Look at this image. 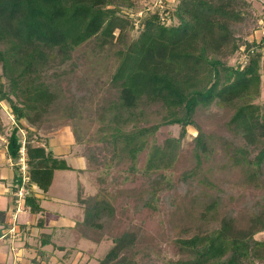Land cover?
Listing matches in <instances>:
<instances>
[{"label":"trees","instance_id":"1","mask_svg":"<svg viewBox=\"0 0 264 264\" xmlns=\"http://www.w3.org/2000/svg\"><path fill=\"white\" fill-rule=\"evenodd\" d=\"M136 4L0 0V78L6 79H0V100L10 106L17 122L6 136L8 155L15 163L25 143L27 183L44 192L57 170H73L22 120L40 125L59 98L46 76L71 60L77 47L94 38L101 50L120 44L111 77L118 94L105 107L111 116L103 141L135 167L150 136L163 125L180 126L178 137L152 145L141 170L149 182L133 197L135 209L158 211L161 200L166 202L176 218L170 230L177 250L172 264H264V236L258 237L264 233V105L256 102L264 83V35L250 39L264 19V9L259 12L251 0H164L136 17L124 11ZM136 26L139 33L128 42ZM237 53L242 61L230 64ZM213 103L233 112L220 140L197 121L200 108ZM190 125L198 131L196 163L176 179L171 169ZM215 150L225 154V168L241 173L238 179H217V168L204 167ZM94 157L90 153L89 158ZM78 202L84 209L78 230L92 239L90 230L105 228V219L115 215L113 194L105 190L83 198L79 192ZM25 206L32 214L43 211L35 190L26 196ZM129 206L128 199L122 208ZM43 221L40 218L39 224ZM0 224L9 227L5 210H0ZM43 237L42 245L51 242L50 234ZM137 238L132 231L115 236L96 264H148L151 250L141 249Z\"/></svg>","mask_w":264,"mask_h":264},{"label":"rangeland","instance_id":"2","mask_svg":"<svg viewBox=\"0 0 264 264\" xmlns=\"http://www.w3.org/2000/svg\"><path fill=\"white\" fill-rule=\"evenodd\" d=\"M155 1L137 0L135 8H124V11H128L132 17H136L145 8L155 5ZM262 31H264V26L260 22V27L253 36H250V39H261ZM138 33L139 29L136 26L129 32L128 42ZM120 47V44H116L101 50L97 38L77 47L71 60L54 68L55 71L50 70L46 76L59 98L40 125L34 127L26 120H22L23 124L29 126L30 129L36 128L42 141H45V136L58 133L72 139L73 150L69 153L68 158H72L71 161H74L76 167L75 172L71 174V180L74 185H78V193L80 192L83 198H89L99 192L103 194L105 190L113 194L115 215L112 219H105V228L90 230L92 239L84 237L77 229L78 234L75 235L73 242L63 241L62 238L66 237L65 235L59 241L57 240L59 244L65 245L66 249L57 258L59 261L65 259L68 264L98 263L113 246V238L126 231H132L137 235L136 243L141 249L151 250L153 258L147 261L148 264H172L171 262L176 257L177 250L170 237V230L176 224V218L166 202L161 200V208L158 211L146 208L136 210L133 197L149 182L148 177L141 170L146 164L152 145L155 142L161 143L169 136L178 137L180 126L177 124L163 125L153 136H150L148 147L140 154L136 168L131 166L130 161L122 159L121 151L109 146L106 141H103L105 137H101L111 116L105 107L117 99L118 92L111 83V77L118 64L115 52ZM242 59V54L237 53L230 58L229 63L235 65ZM0 79L6 81L4 77ZM256 102L264 105V83L261 96ZM232 113L231 109L213 103L200 108L197 121L206 133L213 136L214 139L220 140L221 136L227 133V123ZM0 116L3 124L2 134L6 137L11 134L17 122L12 109L3 100H0ZM155 121L156 118L149 125ZM20 133L24 137L27 131L23 128ZM197 133L194 126L188 127V133L182 142V149L176 164L171 169L176 179L184 170L193 167L196 163L193 149ZM90 153H93L98 159L89 158ZM225 162V154L223 152L216 153L215 150L212 159L208 164L205 163L204 167L210 165L214 171L217 168L213 175L217 179L224 177L238 179L241 173L238 170L228 169L229 166L225 168ZM61 174L58 173L54 179L55 183L50 190L52 194L63 193L58 189L59 185L63 180L70 179V175ZM64 183H67L65 191H71V186L68 185L69 181L66 180ZM65 193L70 194L71 192ZM72 197L74 198V194ZM70 198L67 196V199ZM127 198L130 206L124 209L122 205L125 200H128ZM58 204L59 202L56 203V205ZM77 204H80L78 200ZM80 206L83 208L82 204ZM81 207L80 209H82ZM82 211L84 210L82 209ZM79 213L78 209L76 215L78 216ZM15 217L14 220H16ZM11 231L14 234L17 233L15 228ZM263 236L264 233L258 235V237ZM143 254L138 257L139 261ZM52 261L56 264L58 262L55 259Z\"/></svg>","mask_w":264,"mask_h":264},{"label":"crops","instance_id":"3","mask_svg":"<svg viewBox=\"0 0 264 264\" xmlns=\"http://www.w3.org/2000/svg\"><path fill=\"white\" fill-rule=\"evenodd\" d=\"M175 1V0H172ZM253 5L259 12L262 7L258 2ZM49 148L57 155L66 158L68 163L74 168L73 170H57L54 179L58 173L61 175H70L69 181L71 191H65L67 183H60L58 188L63 193L52 194V186L47 192H44L37 186L34 187L36 195L39 197L43 207L40 213L32 214L24 205L19 211L16 210L15 186L17 180V170L13 161L8 155L7 138L0 134V210L7 211L8 228L0 224V264H68L65 259L59 261L60 256L66 249L65 245L59 244L62 236L64 241H71L78 234L77 223L83 219L84 211L77 204L78 185H74L71 180V174L75 172L74 161L68 158L69 153L73 150L72 139L63 134L45 136ZM65 192H71L66 194ZM38 193V194H37ZM74 194V198L72 197ZM70 196V199H67ZM59 202L58 205L56 203ZM78 216L76 215L78 212ZM84 210V209H83ZM16 215V220L14 216ZM43 218L42 224L39 219ZM14 220V221H13ZM17 231L14 234L11 229ZM44 233L51 235V242L42 245ZM78 237H80L78 235ZM81 238V237H80Z\"/></svg>","mask_w":264,"mask_h":264},{"label":"built area","instance_id":"4","mask_svg":"<svg viewBox=\"0 0 264 264\" xmlns=\"http://www.w3.org/2000/svg\"><path fill=\"white\" fill-rule=\"evenodd\" d=\"M163 1L164 0H156L155 3L157 5H162ZM251 1L253 3L258 2L261 5L262 9H264V0H251ZM260 22L264 26V19H262ZM262 32L264 35V31ZM13 164L16 166L17 174H18V180H17L18 182L16 186L17 189L15 191V196H16V204H17L16 210L19 211L25 205L26 196L30 195V193L34 191V187H35V185H31L30 187L27 183L29 180V174H28L29 165H28L27 157H26L25 143L22 146L18 159Z\"/></svg>","mask_w":264,"mask_h":264}]
</instances>
